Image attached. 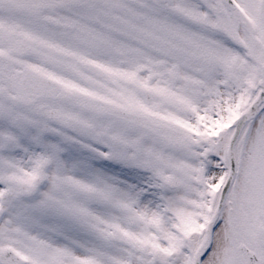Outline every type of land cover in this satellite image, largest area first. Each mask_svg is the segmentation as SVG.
Here are the masks:
<instances>
[{"label": "snow or ice", "instance_id": "snow-or-ice-1", "mask_svg": "<svg viewBox=\"0 0 264 264\" xmlns=\"http://www.w3.org/2000/svg\"><path fill=\"white\" fill-rule=\"evenodd\" d=\"M0 264H264V0H0Z\"/></svg>", "mask_w": 264, "mask_h": 264}]
</instances>
